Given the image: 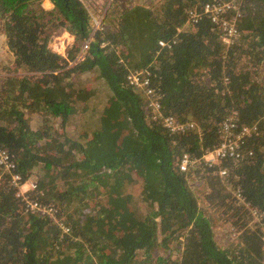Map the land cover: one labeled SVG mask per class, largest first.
<instances>
[{
	"label": "trees",
	"instance_id": "trees-1",
	"mask_svg": "<svg viewBox=\"0 0 264 264\" xmlns=\"http://www.w3.org/2000/svg\"><path fill=\"white\" fill-rule=\"evenodd\" d=\"M50 1L44 10L41 0H0L13 57L0 83V148L23 179L38 171L31 197L52 205L56 220L25 213L3 175L0 264H264V0L243 2L228 48L206 17L183 29L189 12L224 0ZM97 9L103 25L93 31ZM63 31L74 37L65 57L48 48ZM140 70L163 117L196 130L170 133L152 119L127 81ZM82 116L91 124L68 134ZM230 116L257 133L243 140L238 163L220 162L228 176L181 172L180 157L216 147ZM193 176L202 180L194 191ZM221 224L223 245L213 234Z\"/></svg>",
	"mask_w": 264,
	"mask_h": 264
},
{
	"label": "built area",
	"instance_id": "built-area-1",
	"mask_svg": "<svg viewBox=\"0 0 264 264\" xmlns=\"http://www.w3.org/2000/svg\"><path fill=\"white\" fill-rule=\"evenodd\" d=\"M79 1L83 4V0ZM244 1L245 0H224L222 2L206 4L200 12H197L196 10L189 12L188 19L183 29L191 27V25L196 23L199 19L206 17L209 19L214 28L216 27L215 29L220 30V42L228 48L239 38L238 26L241 18V6ZM103 16V11L100 9H97L90 14V23L93 31L101 28L103 25ZM176 31L177 33L181 32L182 28H177ZM65 33L67 32L63 31L59 36L54 38V40H56L63 49L68 44L66 39L61 40V36ZM68 35L72 37L70 34ZM159 44L161 46H167L169 45V42H160ZM148 76L149 72L147 70H140L130 74L127 77V81L128 85L136 90H139L146 98L147 108L149 109L152 119L159 120L163 127L170 133H181L185 130H196L197 127L194 123H181L173 120L172 118L163 117L161 114L159 95L155 89L151 87ZM256 133V124L243 125L239 127L235 118L230 116L226 118L221 125L220 143L212 149L205 150L199 157H191L187 154H183L180 157L179 170L183 173L197 174L200 166L207 168L217 167V169L213 172V175L224 179L228 176V169L219 167L220 162L229 160L233 163H238L241 159L240 149L243 140L256 135ZM14 170L15 163L13 162L12 157L4 149L0 148V178L5 174L9 175V184L16 190V197L23 202L25 213L29 212L32 214L48 216L56 221L55 209L52 205L41 204L33 200L31 197L32 192H35L38 188V180L35 181V179H31V175L28 178L23 179L21 175L15 173ZM201 181L202 180L198 176H193L189 178L188 184L193 186L196 183L199 184ZM235 198L238 200V203H243V199L239 194H235ZM218 227L223 231L226 230L223 224ZM62 229L64 233L68 231L65 228ZM228 232H231L230 238H232V236L236 237L237 235L235 231Z\"/></svg>",
	"mask_w": 264,
	"mask_h": 264
},
{
	"label": "rangeland",
	"instance_id": "rangeland-1",
	"mask_svg": "<svg viewBox=\"0 0 264 264\" xmlns=\"http://www.w3.org/2000/svg\"><path fill=\"white\" fill-rule=\"evenodd\" d=\"M104 1L105 0H83V5H84V7H88L89 6V4H94V5H96L97 7H99V6H103V3H104ZM157 1V0H156ZM127 2H130V0H127ZM132 2L133 3H135V4H138V5H143V2L145 3V6H150V5H152V3L153 2H150V0H132ZM50 4L51 5H49L48 3H46V5H45V7H47V8H49V9H47V10H51V9H53V4L50 2ZM146 4H148V5H146ZM46 10V9H45ZM90 27V26H89ZM62 37V39L61 40H64V39H66L67 40V42H68V44H70V43H72L73 41H74V37H73V39H72V37H70L67 33H65L64 35H62L61 36ZM72 44H70L69 46H71ZM48 48L52 51V52H54V53H58V50L60 49V48H62L61 47V45L56 41V40H53V39H51L50 41H49V44H48ZM70 48V47H69ZM67 46L63 49V50H65V54H67V52L70 50ZM60 52V51H59ZM5 62H6V57L5 58H1L0 59V66L2 65V64H5ZM103 85V82L102 81H100L99 83H98V85H94L96 88L95 89H98V87H99V85ZM104 95H105V92L104 91H101V92H97V94H96V96L92 99L93 101H94V103H95V105H99L100 103H102L103 102V100H104ZM91 107H94V105H91ZM35 119H38V118H32V119H30L29 121L31 122V124L34 126V120ZM40 121H41V119H39ZM80 121H81V124H84V126H80V127H77L78 129L77 130H75V128L74 127H68V128H66V130L68 131V134H76L78 131H80V130H82V128H84L85 126H86V124H87V126H88V124H91L90 123V121L89 120H87V117H85V116H82L80 119H79ZM34 171V170H33ZM33 171H32V173H33ZM33 175L36 177L37 175L35 174V173H33ZM190 186V188L192 189V191H194L196 188L198 189V188H200V186L196 183V184H194L193 186L192 185H189ZM135 187H138V185H135ZM193 187H195V188H193ZM139 188V187H138ZM199 192V191H198ZM198 197L200 198L201 197V195L200 194H198ZM223 232H226V230L225 231H223L222 229H219V227H216V228H214L213 229V234H214V236H216L215 237V239L217 240V241H219V242H221V244L220 245H223L224 244V239H222V237H221V235L223 234ZM227 237H228V240H230V241H233L234 239H231L230 238V235H229V233H228V235H227Z\"/></svg>",
	"mask_w": 264,
	"mask_h": 264
},
{
	"label": "crops",
	"instance_id": "crops-1",
	"mask_svg": "<svg viewBox=\"0 0 264 264\" xmlns=\"http://www.w3.org/2000/svg\"><path fill=\"white\" fill-rule=\"evenodd\" d=\"M50 0H41L40 2V6L45 10L49 9L47 7H45L46 3H48L49 5L50 4ZM73 43V42H72ZM60 51V52H59ZM60 56H64L65 57V50H63L62 48H60L58 50V53ZM6 57V62L5 64H2L0 66V83L2 82V80H4L6 78V75L4 73V71H6V67L11 65V62L13 61V57L11 55V53L8 51L7 49V46H6V38L3 34L0 33V59L1 58H5ZM29 118L32 119V118H38V119H35L33 122H34V126L31 124L30 122V127L31 129L33 130H36L38 127H39V122H40V116L39 115H29ZM29 119V120H30ZM33 173H35L36 175L38 174V171L37 170H34ZM33 173L31 174L30 178L31 179H35V181H37L38 179L33 175Z\"/></svg>",
	"mask_w": 264,
	"mask_h": 264
},
{
	"label": "clouds",
	"instance_id": "clouds-1",
	"mask_svg": "<svg viewBox=\"0 0 264 264\" xmlns=\"http://www.w3.org/2000/svg\"><path fill=\"white\" fill-rule=\"evenodd\" d=\"M54 38H55V37H54ZM54 38H52V39L54 40ZM48 44H49V42H48ZM71 44H72V43H71ZM67 45H68V44H67ZM67 45H66V46H67ZM69 45H70V44H69ZM69 45L67 46L68 48L70 47ZM66 46H65V47H66ZM62 49H63V48H62Z\"/></svg>",
	"mask_w": 264,
	"mask_h": 264
},
{
	"label": "flooded vegetation",
	"instance_id": "flooded-vegetation-1",
	"mask_svg": "<svg viewBox=\"0 0 264 264\" xmlns=\"http://www.w3.org/2000/svg\"><path fill=\"white\" fill-rule=\"evenodd\" d=\"M38 185V184H37Z\"/></svg>",
	"mask_w": 264,
	"mask_h": 264
}]
</instances>
